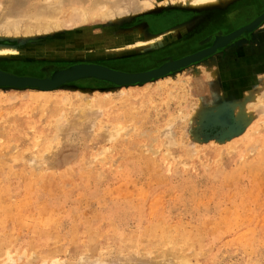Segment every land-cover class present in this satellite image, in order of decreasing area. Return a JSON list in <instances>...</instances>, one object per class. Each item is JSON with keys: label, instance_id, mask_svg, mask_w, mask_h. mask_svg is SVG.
<instances>
[{"label": "rangeland", "instance_id": "rangeland-1", "mask_svg": "<svg viewBox=\"0 0 264 264\" xmlns=\"http://www.w3.org/2000/svg\"><path fill=\"white\" fill-rule=\"evenodd\" d=\"M94 1L0 0L1 35L15 24L36 26L44 16L63 24L75 6ZM263 2L232 0L204 10L167 3L118 21L96 18L27 39L1 37L24 54L39 48L46 53L0 67L45 75L81 61L86 50L66 54L63 47L80 46L87 27L113 28V41L103 38V49L125 52L128 29L163 31L170 21L189 22L185 33L162 44L100 59L152 68L170 56L211 47L215 33L244 26L249 14L264 10ZM230 43L203 62L125 88L129 92L116 98L109 95L115 86L93 77L42 97L33 88L0 87V264H135L120 251L132 238L144 250L168 246L171 255L186 253L192 264H264V103L251 109L246 124L230 116V101L264 90V22ZM214 65L208 81L205 67ZM180 85L184 90L164 102L166 91ZM81 89L103 99L85 120L63 101H76ZM59 102L65 104L57 130ZM111 123L120 133L105 139Z\"/></svg>", "mask_w": 264, "mask_h": 264}, {"label": "bare ground", "instance_id": "bare-ground-1", "mask_svg": "<svg viewBox=\"0 0 264 264\" xmlns=\"http://www.w3.org/2000/svg\"><path fill=\"white\" fill-rule=\"evenodd\" d=\"M96 1L92 2V5H89V6L85 4H81L78 7L75 6V8H73L72 10V14L70 18L63 24H61L60 22L56 23V20L53 21L52 20L53 18L51 19L52 16L51 17L44 16V18L40 20L41 21L40 23H39V20L37 19L38 24L36 26L32 25V26H21L20 27L19 25L15 24V25H12V27H5L4 29L5 34L1 35V32H0V38L4 37V38H15V39L16 38L27 39L28 37H34L39 32L48 31L53 28L61 27L63 25H73L76 23H83V24L86 23L87 24L91 21H95L96 18L102 19V20H109V21H112V20L118 21L123 16L126 17V15L130 12H133V14H138L140 12H144V11L151 10V9L161 10L166 6L167 3H170V4L173 3L176 6H180L183 8H189L193 10H204V9H209V8L213 9L221 5L222 2H230L232 0H131L130 2H127V0H114V1L110 0V2L105 1L104 3H99ZM131 8L133 10H131ZM38 16L40 17V15ZM10 17H11V14H10ZM179 17H176V18H179ZM180 19L181 17L179 18V20ZM248 19L249 20L245 23L244 26L238 27L232 32L215 33L214 36H212L214 37L213 47H207V48L199 49V50L192 51V52H188V51L183 52L182 54L176 57H172V56H170L171 58L166 57L167 59L160 62L158 66L152 67V68L151 67L144 68V69H130L126 67H117V66L104 63L100 61V59L104 58V56H108V57L122 56L126 53H129V52L131 53L133 51H136L138 48L140 49L141 48H144V49L152 48L155 45L162 44L163 41L169 40L171 38L180 36L181 34L185 33L191 24L187 21L186 23H183L181 21H170L169 23L170 26L166 27L163 31L161 29L153 30L150 32L145 31L143 27L140 25L132 29H128L126 30V32H123L124 35H126V39H127L126 47H128V50L126 49L125 52L122 51L125 49L119 50L118 48L117 50L115 48L114 49L111 48L108 50L103 49V46H102L103 38L105 39V37H107L106 39L107 43H112L113 41V39L111 38L112 34L109 33L113 28H109L105 30L106 27L98 28V29L87 27L85 28V31L82 34V39L85 42L80 41L78 43V45L80 46L75 47L73 45L71 46L63 45L64 46L63 48L66 50V54H72L73 50H86L80 54L82 58L81 61H76L65 67L58 68V69H63V68L75 66L68 73L57 76L56 80L62 81L63 79H66V78H73V77L75 78L62 82L60 85L53 86L52 83L48 79H46L45 81L42 80L48 75L47 73L45 75H37V74H33L32 72L16 73L8 69H5L3 67H0V83L7 84V85H2L0 87L2 88L9 87V88H17V89L33 88V89L39 90L38 91L39 94H36V96L42 97L43 95H47L48 93H51V92H54L55 90L63 88L65 84L74 83L75 81L80 80V78L77 79V77H79V75L83 73H87V74L94 75L95 79H98L96 75L98 77L103 76L104 79H98V80L104 81L105 86L109 84L115 86L114 89L111 88V90H109L110 91L109 95H111L113 98H116L122 93L129 92V90L125 88H131L133 86H138L141 84L149 85L151 82H153L156 79H160L167 75H171L173 73L179 72L182 69H185L194 63L203 62L206 58H209L210 56L216 53L217 47L222 48L224 46H228L231 44L230 43L231 41L242 36L243 30L248 29V31L251 33L256 31L264 22V10L260 14L259 13L249 14ZM97 35L99 38H97ZM122 37L124 36L122 35ZM115 38L117 39L120 37H118L117 35ZM94 43H96L97 46ZM123 46H124V43L123 45L122 44L119 45V47H123ZM55 47L57 48V46ZM56 48H54V50ZM35 50L37 51H29L28 53L24 54L18 49V47L14 43L4 42L3 40H1L0 41V62L11 63L12 61H16L17 59L18 60L31 59L33 57L41 56L43 52L46 53V48L44 49V51L41 50V48L35 49ZM62 54H65L64 51H62ZM122 64H126V63L122 61ZM122 66H127V64L122 65ZM155 68L157 70H155ZM216 69H217L216 65H214L213 67H207V66L205 67L204 73H205L206 80L208 79L210 81L212 80L213 75L216 74ZM153 74L154 76H152ZM157 74H160V75H157ZM36 78H40L39 79L40 81ZM138 78H142V79H138ZM37 83H41V84H37ZM30 84L35 85V86H31ZM160 86H163V85H160ZM82 88L88 89L89 87H82ZM182 89H183L182 85H180L179 88L171 86L166 91L167 96L164 102H166L167 99L170 100L169 97H176V94L179 92H182ZM253 92H247L245 97L240 100L236 99V100L230 101L233 106V112L230 114L232 119H234L235 121L240 120L246 124L251 119L250 117L251 109L253 107H259L263 105L264 90L261 93L256 92V91H253ZM85 94H86V91L81 89L80 91H77L74 95V97L78 98L76 101H74L73 98L69 96H67L63 100L65 102L70 103L71 109H73V111L76 113L75 116L79 118L78 120H85L83 117L85 118L88 117L87 114L89 110L91 109H93L94 111L99 110V108L102 107L101 105H103V99L98 98V95L94 94V92H92V95L86 96ZM182 97H184V95ZM65 102L58 103V106L60 105L61 107L57 109V115L53 119V123L56 125L57 130L60 127L58 124L62 122V118H61L62 116H60V114L64 112L63 104H65ZM100 122L101 124L103 123L102 119H100ZM120 129L121 128L118 127L117 124L111 123L110 125H107V128H105V134H104L105 139L116 138V136L120 133ZM140 243L141 242L137 240L136 238H132L131 241H125L121 245L120 251L126 255V259L128 260L126 261L124 259L126 263L134 261L135 264H192L189 261L188 259L189 257L186 255V253H184L181 257L179 256L177 257L174 254L171 255L168 253L166 249L168 246H165V247L158 246L151 250L149 249L144 250L142 247L139 246ZM164 244L167 245L168 242H164ZM2 256L3 258H5L6 262H9L11 260L12 254L6 251L4 252V255ZM33 256H34L33 254H29V260H32L31 257ZM170 256L172 258H170ZM174 256H176L177 258H175ZM96 264H103V262L98 260Z\"/></svg>", "mask_w": 264, "mask_h": 264}, {"label": "water", "instance_id": "water-1", "mask_svg": "<svg viewBox=\"0 0 264 264\" xmlns=\"http://www.w3.org/2000/svg\"><path fill=\"white\" fill-rule=\"evenodd\" d=\"M249 26V25H248ZM246 31H248V29H246ZM235 32H237V31H235ZM243 32H244V30H243ZM242 32V33H243ZM249 32V31H248ZM214 46V44L211 46V47H213ZM217 48H219V47H217ZM217 48H216V50H217ZM193 58H195V57H193ZM73 67H75V66H71V67H68V68H63V69H56V70H54V71H52V72H50V73H47L48 75L45 77V78H43L42 80H46V79H48L51 83H52V85L53 86H57V85H60L62 82H65V81H68V80H71V79H73V78H75V77H73V78H66V79H63L62 81H58V80H56V78H57V76H60V75H63V74H65V73H68ZM155 70H157L156 68H155ZM151 71H153V70H151ZM155 73H157V72H155ZM161 74V73H160ZM160 74H157V75H160ZM151 76V75H150ZM149 76V77H150ZM152 76H154V74L152 75ZM89 77H94L95 78V76L94 75H91V74H87V73H83V74H81V75H79V77H77V79H83V78H89ZM96 77L98 78V79H104V77L103 76H100V77H98L97 75H96ZM148 77V78H149ZM36 79H40V78H36ZM138 79H142V78H138ZM40 81V80H39ZM32 82H34V81H32ZM33 84V83H32ZM37 84H41V83H37ZM2 85H7L6 83H0V86H2ZM31 85V84H30ZM31 86H35V85H31Z\"/></svg>", "mask_w": 264, "mask_h": 264}]
</instances>
